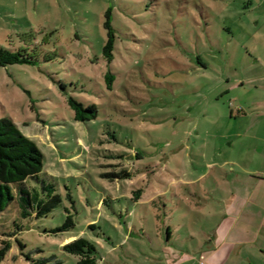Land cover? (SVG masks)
<instances>
[{
  "label": "rangeland",
  "instance_id": "rangeland-1",
  "mask_svg": "<svg viewBox=\"0 0 264 264\" xmlns=\"http://www.w3.org/2000/svg\"><path fill=\"white\" fill-rule=\"evenodd\" d=\"M262 15L257 0H0V47L36 60L0 66V118L44 154L32 186L50 184L60 197L37 219L21 218L15 203L0 213V240L11 242L0 264H77L63 250L77 238L95 245L96 264H161L160 230L170 226L171 246L188 230L199 236L192 222L208 213L193 203L206 198L197 177L208 187L209 162L223 158L212 143L239 138L243 88L264 62ZM68 97L95 104L96 119L75 121ZM123 169L134 175L109 177ZM136 188L139 203L129 199ZM67 216L73 225L55 232Z\"/></svg>",
  "mask_w": 264,
  "mask_h": 264
},
{
  "label": "crops",
  "instance_id": "crops-1",
  "mask_svg": "<svg viewBox=\"0 0 264 264\" xmlns=\"http://www.w3.org/2000/svg\"><path fill=\"white\" fill-rule=\"evenodd\" d=\"M262 28L260 42L264 43ZM260 64V74L249 79L252 85L246 87L245 79L239 86L249 90L245 110H237L242 117L234 128L239 138L224 145L212 143L213 153L223 158L217 162L214 156L209 162L208 187L201 183L204 174L197 177L206 198L196 196L193 203L203 205L208 213L205 220L192 222L199 236L188 230L179 245L171 246L170 226L160 230L159 242L164 241L160 250L165 251L161 264H264V62ZM251 95L253 99H247Z\"/></svg>",
  "mask_w": 264,
  "mask_h": 264
},
{
  "label": "trees",
  "instance_id": "trees-1",
  "mask_svg": "<svg viewBox=\"0 0 264 264\" xmlns=\"http://www.w3.org/2000/svg\"><path fill=\"white\" fill-rule=\"evenodd\" d=\"M110 13L111 9H108L104 23L106 40L102 48V56L108 67L104 74V83L108 90L113 89L115 80L114 73L109 69V65L113 61L115 45V34L110 22ZM35 63V58L28 55V53L20 50L15 52L0 47L1 67L12 64L34 65ZM67 104L73 111L75 121L87 122L95 120L97 117L98 111L95 104L84 106L73 97L67 98ZM43 165L44 154L37 144L24 135L11 118H0V213L10 203H15L21 218L34 217L37 219L52 212L58 206L60 197L55 193L52 185H42L41 189H38L31 184V180H35L42 172ZM139 168L137 167L135 171L138 172ZM147 173L150 174L149 171ZM132 175H134L133 172L123 169L118 173L110 174L109 177L111 179H128ZM132 194V198L129 199L133 203H139L142 197V188H136L132 191ZM14 224L15 228L20 230L18 223L15 222ZM72 225L71 216H67L64 225L57 228L55 232L63 231ZM10 248L11 242L9 239L0 240V260L4 258ZM63 250L76 256L78 258L77 264H96V247L85 238H77L65 244ZM34 264H46V260H38ZM55 264H60V262L56 261Z\"/></svg>",
  "mask_w": 264,
  "mask_h": 264
},
{
  "label": "built area",
  "instance_id": "built-area-1",
  "mask_svg": "<svg viewBox=\"0 0 264 264\" xmlns=\"http://www.w3.org/2000/svg\"><path fill=\"white\" fill-rule=\"evenodd\" d=\"M200 264H204L203 262H200Z\"/></svg>",
  "mask_w": 264,
  "mask_h": 264
}]
</instances>
